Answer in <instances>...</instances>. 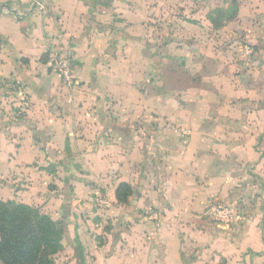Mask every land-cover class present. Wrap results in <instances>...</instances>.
<instances>
[{"label": "crops", "instance_id": "0c3cea01", "mask_svg": "<svg viewBox=\"0 0 264 264\" xmlns=\"http://www.w3.org/2000/svg\"><path fill=\"white\" fill-rule=\"evenodd\" d=\"M36 1L0 0V199L23 178L61 193L51 164L75 155L73 204L106 196L113 227L95 246L81 230L66 264H264V0Z\"/></svg>", "mask_w": 264, "mask_h": 264}, {"label": "rangeland", "instance_id": "374dc122", "mask_svg": "<svg viewBox=\"0 0 264 264\" xmlns=\"http://www.w3.org/2000/svg\"><path fill=\"white\" fill-rule=\"evenodd\" d=\"M248 46L253 47L254 54L255 50L256 53L258 51V47H254L251 44H248ZM245 56V55H244ZM57 158L64 159L62 162L63 168H60V163L51 164V169L53 170L52 173L55 174V172L61 171L62 177H63V183L64 187L60 192H54L57 191L59 181L56 179H53L51 185H50V193L43 192L42 190L37 191L35 194L39 196V199H33L32 196L29 195V191H27L28 187V181L23 178L22 181H18V184H14L13 187H15L16 190H10L9 192H6L2 194V199H0V203L5 204L10 210H14L16 207L24 205L27 207H30L33 211H37L40 215L49 216L53 222L56 224V227L58 230L63 232L61 235V249L51 256L53 264H66L65 259L67 257L69 258L71 254H66L67 251H73L76 250L77 253H80L83 249L82 245H84L82 242L79 243V239L77 238V234L80 233L81 230L84 231V235L87 236V238H91L88 242L92 244L93 237L94 241L93 246H95V242L99 245L100 241H104L105 238L107 240V236H104L106 232L110 231L112 229V225L109 221H106L105 218H103L98 213V209H106L104 207L108 208L107 203L104 204V207L101 208L100 205H103L102 202L107 201V198H99L98 202L95 200V202H90V206H83L81 204L75 205L72 202L71 192H72V186H71V177H73L74 174L78 175L79 172L85 174L87 172L84 171L83 164L85 162H82L81 160H76L77 157L75 155H56ZM91 161H89L90 163ZM71 167L72 173L71 175H68V178L64 180V172L66 167ZM55 167H59L60 170H57ZM87 169V167L85 166ZM63 170V171H62ZM88 171V170H87ZM90 175V173H87ZM15 177V176H14ZM59 175H56L54 178H58ZM13 179V177H12ZM14 180H17L16 178ZM29 192V193H28ZM127 191L123 188L121 189V194L126 195ZM52 194V199L49 195ZM62 195L64 204H67V201H69V207L63 208L58 203H55L57 199H59L58 196ZM1 196V195H0ZM103 196V195H102ZM102 200V201H101ZM101 201V202H100ZM92 205V206H91ZM94 213V214H93ZM96 214V216H95ZM72 215V217H75L72 221L73 223L76 222V217L79 218L80 216H85L86 220H90L89 224L86 223V225L83 227L81 224L77 223L72 225V227L69 229V220L68 216ZM82 216V218H83ZM84 219V218H83ZM97 224H100V230L97 228ZM96 225V227H95ZM93 233V235H92ZM92 247V246H91ZM85 248V247H84ZM71 253V252H70ZM68 255V256H67ZM70 262V261H69ZM0 264H3L2 260L0 259ZM70 264V263H68Z\"/></svg>", "mask_w": 264, "mask_h": 264}, {"label": "trees", "instance_id": "16d2710c", "mask_svg": "<svg viewBox=\"0 0 264 264\" xmlns=\"http://www.w3.org/2000/svg\"><path fill=\"white\" fill-rule=\"evenodd\" d=\"M49 216L21 205L10 210L0 203V259L3 264H53L61 235Z\"/></svg>", "mask_w": 264, "mask_h": 264}, {"label": "built area", "instance_id": "2783aa9c", "mask_svg": "<svg viewBox=\"0 0 264 264\" xmlns=\"http://www.w3.org/2000/svg\"><path fill=\"white\" fill-rule=\"evenodd\" d=\"M36 4L39 5L38 0L36 1ZM245 55L248 58L252 57L254 55L253 47L247 46L245 48ZM50 66L55 72L61 75L67 86L74 85V78L72 75V57L52 54L50 57ZM12 90L14 93L23 94L22 99L25 101L27 100V96L24 95L25 88L23 84L15 82L12 86ZM102 204H105V202L103 201ZM206 215L212 225L229 230L236 225L239 212L233 205L216 202L208 209Z\"/></svg>", "mask_w": 264, "mask_h": 264}]
</instances>
